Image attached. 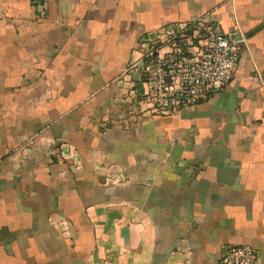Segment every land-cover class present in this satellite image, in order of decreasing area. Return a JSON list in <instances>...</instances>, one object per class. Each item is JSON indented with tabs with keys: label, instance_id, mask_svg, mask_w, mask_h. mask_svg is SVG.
<instances>
[{
	"label": "crops",
	"instance_id": "obj_1",
	"mask_svg": "<svg viewBox=\"0 0 264 264\" xmlns=\"http://www.w3.org/2000/svg\"><path fill=\"white\" fill-rule=\"evenodd\" d=\"M197 18L238 36L233 79L152 115L137 42ZM263 81L264 0H0V264H264Z\"/></svg>",
	"mask_w": 264,
	"mask_h": 264
},
{
	"label": "built area",
	"instance_id": "obj_2",
	"mask_svg": "<svg viewBox=\"0 0 264 264\" xmlns=\"http://www.w3.org/2000/svg\"><path fill=\"white\" fill-rule=\"evenodd\" d=\"M42 7L45 0H31ZM44 15V9L39 11ZM126 72L139 75V103L154 115H169L223 90L233 79L241 45L233 31L204 18L170 22L145 32L137 42ZM264 84V81H263ZM54 152L66 159L72 173L81 168L80 155L63 147ZM218 264H260L250 244H225Z\"/></svg>",
	"mask_w": 264,
	"mask_h": 264
}]
</instances>
